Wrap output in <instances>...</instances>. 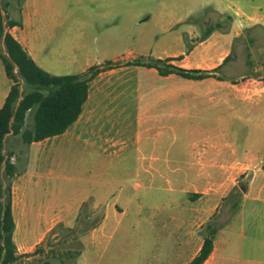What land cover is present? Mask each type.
Listing matches in <instances>:
<instances>
[{
    "label": "crops",
    "instance_id": "crops-1",
    "mask_svg": "<svg viewBox=\"0 0 264 264\" xmlns=\"http://www.w3.org/2000/svg\"><path fill=\"white\" fill-rule=\"evenodd\" d=\"M5 1L9 3V17L18 19L20 10L22 22L21 26L6 27L7 31L40 67L54 75L80 74L91 66L102 65L107 60H132L141 56L180 58L168 62L186 69L213 70L229 60L235 42L246 32L257 24L264 26V9L259 0H163L158 8L170 14L184 7L185 15L190 19L210 10L218 15L220 20H229L226 26L220 25L204 32L199 22L190 21L188 18L183 28L171 30L174 31V37L179 44L178 49L153 55L138 52L140 42L145 40L146 34L134 32L126 18L145 13L150 17L151 11L155 9V0H85L86 3L82 8H78L77 12L75 8L70 9L65 0H20V4L19 0ZM15 10L16 16L13 15ZM74 17L89 18L82 19L78 36L73 37L68 27L67 32L57 33L65 23L67 26L75 24L74 19H68ZM109 17H114L115 20L108 26ZM96 34L99 35V44L95 42ZM108 50H113L112 57L107 55ZM226 57L228 60L224 63ZM154 71L157 69L120 66L98 73L89 82L88 96L78 119L58 136L75 140H130L129 133L134 127V122L136 129L139 128L140 99L150 96L146 91L141 95L146 82L141 81L140 75ZM171 75L173 74L163 77L169 78ZM221 77L218 70L213 72L210 78L198 81L183 79L189 85L195 86L212 81L211 90L220 91ZM233 79L225 77L224 80ZM122 82L131 84L123 86ZM261 82L257 81L258 84ZM252 83L247 81L232 84L233 93L243 100H256L261 104L264 101L258 98L261 99L264 93L252 98L249 94L253 90ZM12 85L13 81L7 76L0 58V108L3 107ZM172 92L170 89H164L162 96L168 101ZM183 93L181 92V96ZM198 93L202 95L203 88L196 89V94ZM133 112H136L135 120L131 115ZM182 125L186 129L183 133L192 135V139L181 147L180 187L176 191L179 190L184 198L177 200L173 197L169 204L164 206L170 209L165 214L164 235L155 232V222L150 218L145 219L154 234L144 237L153 250L147 264H189L203 246L201 230L217 209L223 204H230L227 196L234 191L240 193L236 208L227 223L218 231L213 251L204 264H264V135L254 138L249 130L241 140H220L217 135L214 137L202 133L198 123L191 127L190 131L187 118L183 120ZM11 135L12 132L5 140H16L12 139ZM54 137L28 145H41ZM136 140H140L138 129ZM14 153L16 154L15 150ZM16 176L19 178L15 179ZM35 178L36 175L21 169L16 172L12 181L13 189L17 185L19 190H23L21 198L12 196V211L16 224L14 241L17 253L25 254L23 259H28L27 254L41 245L55 224L68 218L52 215L44 223L34 242H29L28 235L33 225L42 224L45 218L42 210H33V194L38 186L33 182ZM19 179L21 184L18 183ZM232 203L234 207L235 202ZM81 207L82 204L77 206L76 212L80 211ZM97 208L101 211V218L99 226L89 235L93 243L100 237L98 232L107 226L111 215V207L100 201L91 207ZM155 211L156 208L154 213ZM33 217L35 222H32ZM16 235H19V243L16 241Z\"/></svg>",
    "mask_w": 264,
    "mask_h": 264
},
{
    "label": "rangeland",
    "instance_id": "rangeland-1",
    "mask_svg": "<svg viewBox=\"0 0 264 264\" xmlns=\"http://www.w3.org/2000/svg\"><path fill=\"white\" fill-rule=\"evenodd\" d=\"M162 1L153 2L155 9L150 17L145 13L126 18L134 32L146 34L138 52L158 55L178 49L179 44L171 30L183 28L189 17L185 15L184 7L171 14L159 9ZM65 2L76 12L86 3L85 0ZM259 2L264 9V0ZM3 12L5 14L4 9ZM13 15H17L16 10ZM195 18L189 19L199 22L204 32L209 28L226 26L229 20H220L210 10ZM68 19H74L75 24L67 26L65 23L57 33L67 32L68 27L75 37L80 32L82 19L89 18ZM114 20V17H109L108 26ZM96 36L95 42L99 44V35ZM2 50L4 52L3 46ZM107 55L112 57L113 50H108ZM219 72L222 75L220 91L211 90L212 81L195 86L175 74L169 78H164L158 71L140 75L141 81L146 82L141 95L144 91L150 95L140 99L137 128L140 140H136L135 122L129 133L130 140H75L56 136L41 145L29 146L20 135L12 134V139L16 140L7 141L6 157L8 149L14 155L11 160L16 172L22 169L36 175L32 179L38 184L33 194V210L45 213L42 224L33 225L28 235L29 242H34L52 215L68 217L53 226L41 245L28 253V259H23V254L14 264H147L153 250L144 237L154 234L145 219L155 222V232L164 235L165 214L170 211L164 206L173 197L177 200L184 198L179 190L176 191L180 187L181 147L192 139V135L183 133L186 132L183 120L187 118L190 131L198 123L202 133L217 135L220 140H241L249 130L254 138L264 135V102L243 100L234 95L231 86L253 82V90L249 93L252 98L264 93V26L255 25L235 42L229 60ZM225 77L234 79L224 80ZM257 81L262 82L258 84ZM122 84L126 86L131 82ZM200 87L203 88L202 95L196 94ZM164 89L173 91L168 101L162 96ZM181 92H184L182 96ZM258 99L264 101V95ZM131 115L135 120L136 112ZM32 126L33 112H29L27 127ZM12 181L11 195L21 198L23 190H19L17 185L13 189ZM18 181L21 184L20 179ZM233 194L240 196L238 191ZM232 197L231 194L227 196L230 204H223L206 224L220 225L229 218ZM99 201L111 207V215L107 226L98 232L100 237L93 243L89 235L99 226L101 211L91 207ZM80 204L82 207L76 212ZM32 222H35L34 217ZM203 232L204 229L201 230ZM16 241L19 243V235H16Z\"/></svg>",
    "mask_w": 264,
    "mask_h": 264
},
{
    "label": "trees",
    "instance_id": "trees-1",
    "mask_svg": "<svg viewBox=\"0 0 264 264\" xmlns=\"http://www.w3.org/2000/svg\"><path fill=\"white\" fill-rule=\"evenodd\" d=\"M18 3L20 4V0ZM8 5L5 0H0V58L7 76L13 81L9 95L0 108V264H14L21 257L17 253L14 241L16 224L11 195V181L16 174V166L11 160L12 154L7 151L6 157L4 152L7 143L5 138L10 132L13 135H20L25 144L63 134L81 114L88 96L89 82L98 73L114 67L155 68L161 76L175 74L195 81L212 77L213 72L222 67L221 64L213 70L186 69L168 62L180 58L160 59L141 56L132 60H107L102 65L91 66L80 74L54 75L40 67L9 31L5 32L6 27L22 25L20 10L19 18L12 19L7 13ZM3 9L5 14L2 13ZM2 44L9 56L3 52ZM227 60L228 57L224 63ZM20 97L22 99L19 101ZM29 112H33L31 128L27 127ZM262 168L264 170V164ZM233 193L230 194L235 205L230 216L239 198ZM228 220L229 218L220 225L209 222L204 226L203 246L189 264H204L213 251L218 231Z\"/></svg>",
    "mask_w": 264,
    "mask_h": 264
},
{
    "label": "water",
    "instance_id": "water-1",
    "mask_svg": "<svg viewBox=\"0 0 264 264\" xmlns=\"http://www.w3.org/2000/svg\"><path fill=\"white\" fill-rule=\"evenodd\" d=\"M2 13L4 14V12H3V10H2ZM7 31V28H5V32ZM2 46H3V49H4V53L7 55V56H9L8 55V53L5 51V46H4V44H2ZM22 99V97H20L19 98V101ZM19 101L17 102V106L19 105Z\"/></svg>",
    "mask_w": 264,
    "mask_h": 264
}]
</instances>
